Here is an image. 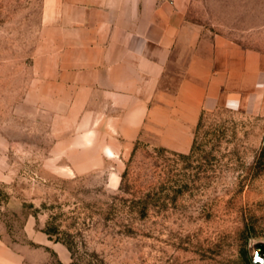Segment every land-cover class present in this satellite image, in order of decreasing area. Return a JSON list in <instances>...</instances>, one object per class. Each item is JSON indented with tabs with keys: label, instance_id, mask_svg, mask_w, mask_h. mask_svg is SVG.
<instances>
[{
	"label": "rangeland",
	"instance_id": "374dc122",
	"mask_svg": "<svg viewBox=\"0 0 264 264\" xmlns=\"http://www.w3.org/2000/svg\"><path fill=\"white\" fill-rule=\"evenodd\" d=\"M67 2L0 0V264H259L264 0H187L201 40L256 53L261 76L195 124L174 112L138 134L123 102L58 78Z\"/></svg>",
	"mask_w": 264,
	"mask_h": 264
},
{
	"label": "crops",
	"instance_id": "0c3cea01",
	"mask_svg": "<svg viewBox=\"0 0 264 264\" xmlns=\"http://www.w3.org/2000/svg\"><path fill=\"white\" fill-rule=\"evenodd\" d=\"M70 1L58 78L80 93L115 97L109 104L123 102L135 134L147 119L168 123L174 112L195 124L203 109L222 98L229 106L238 103L261 76L256 53L220 37L201 40L185 19L187 0ZM188 51L178 91L160 89L172 61ZM92 135L84 134L86 143ZM106 151L114 153L110 147Z\"/></svg>",
	"mask_w": 264,
	"mask_h": 264
},
{
	"label": "water",
	"instance_id": "95a60500",
	"mask_svg": "<svg viewBox=\"0 0 264 264\" xmlns=\"http://www.w3.org/2000/svg\"><path fill=\"white\" fill-rule=\"evenodd\" d=\"M256 262L259 264H264V246L259 251L258 256L256 257Z\"/></svg>",
	"mask_w": 264,
	"mask_h": 264
},
{
	"label": "trees",
	"instance_id": "16d2710c",
	"mask_svg": "<svg viewBox=\"0 0 264 264\" xmlns=\"http://www.w3.org/2000/svg\"><path fill=\"white\" fill-rule=\"evenodd\" d=\"M49 233H52V232H49ZM62 240L65 241L68 244L70 250H73L74 249V241H71L70 239H68V240L62 239Z\"/></svg>",
	"mask_w": 264,
	"mask_h": 264
},
{
	"label": "bare ground",
	"instance_id": "6f19581e",
	"mask_svg": "<svg viewBox=\"0 0 264 264\" xmlns=\"http://www.w3.org/2000/svg\"><path fill=\"white\" fill-rule=\"evenodd\" d=\"M110 153L113 155V153L110 151Z\"/></svg>",
	"mask_w": 264,
	"mask_h": 264
}]
</instances>
